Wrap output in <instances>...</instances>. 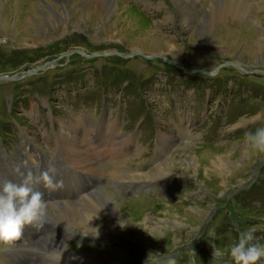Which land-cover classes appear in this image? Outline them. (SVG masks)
Instances as JSON below:
<instances>
[{"label": "rangeland", "instance_id": "1", "mask_svg": "<svg viewBox=\"0 0 264 264\" xmlns=\"http://www.w3.org/2000/svg\"><path fill=\"white\" fill-rule=\"evenodd\" d=\"M186 1L189 24L174 0H115L110 11L95 0H2L0 77L20 78L0 79V180L12 181L5 175L18 170L6 166L19 165L37 170L46 189L41 173L54 167L49 176L62 186L46 190L56 230L50 206L78 204L93 185L123 205L124 234L112 225L102 239L69 232L84 257L115 248L126 252L121 264H233L227 252L213 257L212 245L227 249L235 225L264 244V152L246 135L264 128V0H235V9L223 0ZM246 7L241 18L228 14L209 29L214 13ZM60 138H88L83 149L93 150L98 178L74 171ZM109 139L118 150L125 141L127 153L104 154L97 146ZM204 151L214 164L188 166ZM171 157L173 178L139 180ZM84 178L85 191L77 183ZM140 192L146 196L133 197ZM28 261L41 264L31 253Z\"/></svg>", "mask_w": 264, "mask_h": 264}, {"label": "bare ground", "instance_id": "2", "mask_svg": "<svg viewBox=\"0 0 264 264\" xmlns=\"http://www.w3.org/2000/svg\"><path fill=\"white\" fill-rule=\"evenodd\" d=\"M95 1L99 4L100 7L102 6L110 11V9L113 8V5H114L113 3L115 0H95ZM208 1L212 2V0H208ZM223 1L226 3L228 2L230 5L234 4L235 6L234 5H231V6L234 7V9L236 8L235 0H223ZM174 2L178 10V13L181 15L180 17L181 22L189 24V22L187 21L189 20L190 17L191 18L193 17V13L191 12L192 10H190L189 8L188 2L186 0H174ZM2 4L3 2L2 0H0V8L2 7ZM246 4L248 3L246 2ZM241 9H244V8H241ZM247 9H248L247 7L244 9V11H238L237 9L236 12L238 14H236L235 11H234L235 13L234 12L231 13L230 12L231 10H228V9H222L221 11L214 13V16L211 15L212 17L209 19V23H208L210 26L209 29L212 30V27L214 26V24L220 23L224 19V17H226L228 14L241 18L243 14L245 15L246 13L245 10ZM171 47L172 49H174V46H171ZM66 128H68V126ZM114 137L115 136H113V138ZM87 140L88 138L86 139L84 138L83 141L74 138L72 140L69 139L68 141L67 140L61 141V138H60V141H61L60 143H61L62 148L66 150V153L71 154V155L69 154L68 156H70L71 160L74 162V165H71L72 167H74L75 169L74 171L84 170L92 177L98 178L99 177L98 174L101 172V170L99 169L98 165H96L97 161H95L93 150L89 149L91 148L89 146H88L89 148L87 147V149H83V146L90 145L89 140L88 141ZM110 142L111 141L109 139L107 143L102 145L106 148L107 154H111L115 156L116 154L123 155V153H127V150L129 147L125 141H122L121 148L119 150L117 148L119 145L116 146L115 141L113 142L112 146ZM205 152L207 151H204L199 159H197L198 157L196 156H194L193 158L190 157L189 159L190 162L189 161L182 162V165L183 164L188 165V162H189V164H192V165H188V166H195L196 169H199L200 168L199 162L201 163V161H203L207 165L208 163L214 164L216 160H214L210 156L209 151L207 153ZM111 157L113 156H110V158ZM75 160L77 162H75ZM217 161L219 165H224L223 163L224 160L222 157L219 158V160ZM19 162L21 165V161ZM174 164L175 163L173 162V159L171 157L169 160H167L165 163H163L162 165H160L153 171L151 170L149 174H145L142 177H140L139 180H158L159 178H167V177L173 178V175H175V171H174L175 169L173 167ZM18 168H22V167L18 165ZM118 171H120L118 173L120 174L118 175L119 178H123V180L132 179L128 175V172L123 173L119 169ZM30 172L33 173L32 170H30ZM26 174L27 173L22 172L21 174H18V176L25 177ZM87 193L88 194H85V195L83 194L84 196H83L82 202L78 204L57 203V204H53L50 206L54 208V210L49 211V216L52 217L55 221H57L58 225L61 227L56 230V227H55L56 224L50 221L51 222V224L49 225L50 230L54 229L57 231V232H54L53 236H50V237L47 236L50 232L49 233L46 232L45 236H40L39 231L36 229V227L34 226L31 227V226L26 225L24 229L31 232L30 236L22 237V239L19 242H17L15 246L9 247L4 252H0V264H12V260L15 261L14 262L15 264H27L28 262H31V261H28V257H29V254L32 253L33 247L35 244H41L43 246L42 253L45 255H47V253L50 250L59 249L57 256L62 255L60 264H121L123 261H125L124 258L126 256V252L124 249H115V248L110 249V250L106 249V250H101L102 252L100 253L99 252L95 253V255L84 257L80 255V253L73 250L72 247H70L69 245L70 243H68V240H67L69 239L68 238L69 232H74V230H76L75 234L79 233L80 239H86V238H91V237H96V238L101 237L102 239L103 237L101 235L102 233H105V232L109 233V231L106 229L107 226L112 225L113 228L114 227L118 228L120 233L124 234L123 227L124 228L127 227V224L129 222V219H127L122 214V209L124 206L120 205L119 203L114 202L115 200L113 199V197L107 194H104L100 191H97L92 194H89V192ZM65 232H67V234ZM110 233H113V230L110 231ZM70 234H72V237L73 235H75L73 233H70ZM112 240L113 239L109 240L110 246L112 245V243L115 242L114 240L113 241ZM27 242L28 244H26ZM25 245H27L28 247H25ZM108 248L110 247L108 246ZM15 249L20 250L18 254L19 256H16Z\"/></svg>", "mask_w": 264, "mask_h": 264}, {"label": "clouds", "instance_id": "3", "mask_svg": "<svg viewBox=\"0 0 264 264\" xmlns=\"http://www.w3.org/2000/svg\"><path fill=\"white\" fill-rule=\"evenodd\" d=\"M250 146L264 152V128L246 134ZM49 172L55 173V168L49 166L47 171L41 173V179L48 190H55L62 186V181L53 182ZM39 183L33 178L31 172L25 179L17 184L12 181L0 183V243L13 247L22 239L23 229L34 226L39 231L48 224L49 201L44 193L30 184ZM238 233L237 239L227 249L221 250L215 245L213 257L222 256L227 252L233 264H259L264 259V244L254 243V230H241L235 225ZM59 249L50 250L47 255L33 249L34 258H39L41 264H60L62 255L57 256Z\"/></svg>", "mask_w": 264, "mask_h": 264}, {"label": "water", "instance_id": "4", "mask_svg": "<svg viewBox=\"0 0 264 264\" xmlns=\"http://www.w3.org/2000/svg\"><path fill=\"white\" fill-rule=\"evenodd\" d=\"M74 52H79V51H74ZM80 54H82V55H84L85 57H87V58H91V57H93V56H102V55H106V54H99V53H96V54H93V55H85V53H83L82 51H80L79 52ZM152 57H148V59H151ZM45 67V66H44ZM44 67H41V68H38V70H40V69H44ZM37 70V69H36ZM36 70L33 72V73H35L36 72ZM29 73H31V72H29ZM0 79L1 80H4V81H13V80H17V79H19V77L17 76V75H14V76H1L0 77Z\"/></svg>", "mask_w": 264, "mask_h": 264}]
</instances>
